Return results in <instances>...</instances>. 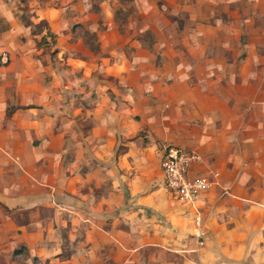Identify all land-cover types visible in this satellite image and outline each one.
I'll return each instance as SVG.
<instances>
[{
	"label": "crops",
	"instance_id": "obj_1",
	"mask_svg": "<svg viewBox=\"0 0 264 264\" xmlns=\"http://www.w3.org/2000/svg\"><path fill=\"white\" fill-rule=\"evenodd\" d=\"M27 7L23 15L0 0V264H264V67L247 56L235 63L227 48L180 64L178 100L197 101L192 89L208 100L196 110L198 131L181 143L202 156L191 174L213 182L195 207L185 205L164 184L167 145L119 143L134 124L123 132V106L150 87L155 70L164 77L157 66L168 69L169 59L156 66L150 50L125 53L102 35L91 49L64 9ZM41 21L56 41L50 48L32 29ZM213 86L224 90L210 95ZM196 209L208 233L202 247Z\"/></svg>",
	"mask_w": 264,
	"mask_h": 264
},
{
	"label": "rangeland",
	"instance_id": "obj_2",
	"mask_svg": "<svg viewBox=\"0 0 264 264\" xmlns=\"http://www.w3.org/2000/svg\"><path fill=\"white\" fill-rule=\"evenodd\" d=\"M9 1L20 6L23 15L28 13L27 3L31 0ZM35 1H38L42 8L64 9L63 15H68L71 21L69 23L72 24L69 26L71 32L83 38L86 46L91 49L99 47L98 44L101 42H98V38L102 35L108 46L112 45L116 50L125 53L136 48L150 50L155 54L156 66L164 57L169 59L168 69L165 67L163 70L157 66L160 68L159 73H163L164 77L158 78V71L155 70V79L150 83V87L139 89L140 96H135L132 102L129 99L130 102L123 106L122 112L125 115L121 123L123 132L126 130L128 120L134 121V124L129 126L127 135H120L119 143L122 147H125L127 142L137 141L143 146L155 144L158 151L168 144L195 149L189 145H182V136L191 137L198 131L196 110L198 107L203 109L207 104L208 100L204 99L207 94L203 95L202 99L199 92L201 89L199 91L192 89L194 95L200 97L192 104L183 106L178 100L179 89L173 87V82L179 76L180 64L185 60L195 63L193 55L198 54L200 50L205 53L208 50L227 48L231 50L230 53H234L230 59L234 58L235 63L247 56L246 64L264 67V7H257L254 3L255 1L264 3V0H248L252 3H244L243 7H233L212 0ZM237 16L245 19L236 21ZM32 29L46 35V39L41 38L39 46L50 48L55 44L54 36L47 33L46 23L38 22ZM47 37H50L49 40ZM129 38L132 42H127ZM165 63L167 61L162 64ZM192 71L196 70L193 68ZM225 72L226 70L221 69L219 74ZM259 73L264 75V68H261ZM218 83L225 84V81L219 79ZM221 90L224 89L213 86L207 93L219 96ZM108 92L112 93L110 87ZM157 95L166 97L158 101ZM84 123L85 127L92 125L90 120ZM156 178L158 183L160 179L158 173Z\"/></svg>",
	"mask_w": 264,
	"mask_h": 264
},
{
	"label": "built area",
	"instance_id": "obj_3",
	"mask_svg": "<svg viewBox=\"0 0 264 264\" xmlns=\"http://www.w3.org/2000/svg\"><path fill=\"white\" fill-rule=\"evenodd\" d=\"M0 58L3 62H6L7 53L2 51ZM200 162H202V156L194 150L177 145H167L163 150L160 168L165 187L179 202L185 205L195 207L213 184L212 180L202 175L191 174V166ZM214 175L217 174L214 173ZM195 211L192 219L194 224L193 237L197 245L202 247L208 233L203 214L198 209Z\"/></svg>",
	"mask_w": 264,
	"mask_h": 264
}]
</instances>
